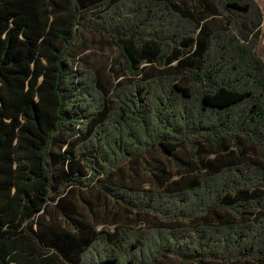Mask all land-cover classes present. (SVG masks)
Masks as SVG:
<instances>
[{
    "label": "trees",
    "instance_id": "16d2710c",
    "mask_svg": "<svg viewBox=\"0 0 264 264\" xmlns=\"http://www.w3.org/2000/svg\"><path fill=\"white\" fill-rule=\"evenodd\" d=\"M263 21L257 0H0V264H264ZM85 33L112 75L84 65ZM154 149L192 179L109 182L144 159L171 180ZM92 186L156 223L68 211ZM52 200L70 230L39 221Z\"/></svg>",
    "mask_w": 264,
    "mask_h": 264
},
{
    "label": "rangeland",
    "instance_id": "374dc122",
    "mask_svg": "<svg viewBox=\"0 0 264 264\" xmlns=\"http://www.w3.org/2000/svg\"><path fill=\"white\" fill-rule=\"evenodd\" d=\"M263 15H264V0H257ZM261 39L258 45V51L264 56V21L261 27ZM84 46V52H82V59L85 66L99 70L103 75L111 74V58L113 50L107 47L101 36L96 34L85 33L81 40ZM261 46V47H260ZM112 75V74H111ZM178 156L186 161H192L191 151L187 148H181L177 151ZM151 157L156 161L162 162L164 170L172 176L171 180L166 177H160L155 168L157 167L154 161L149 162L150 170L145 166L148 159L135 160L131 163L125 164L119 171H115L109 182L113 185L128 188L132 190H139L145 188L161 189L164 185L170 186L174 190L184 187L191 179L192 175L188 172L178 171L172 160L166 157L160 150L154 149L151 153ZM68 211H72L75 214H82L83 218L97 225L100 229L103 226H110L111 228L115 223H138L148 224L156 223V219L148 213H126L122 206L115 207L113 200L101 192L96 186H92L87 189L72 188L68 191L64 198V203ZM60 208L52 200L46 210L38 217L39 221H43L45 224L57 227L60 230H70L69 224L60 215ZM93 214V215H89ZM113 214H119L114 217ZM140 214V215H130ZM223 216L226 214L221 213ZM202 219L196 221H190L189 225L195 224ZM162 264H180L175 258H168L161 262ZM194 264V263H193ZM205 264H227L221 262L209 261ZM233 264H257L256 262H236Z\"/></svg>",
    "mask_w": 264,
    "mask_h": 264
},
{
    "label": "crops",
    "instance_id": "0c3cea01",
    "mask_svg": "<svg viewBox=\"0 0 264 264\" xmlns=\"http://www.w3.org/2000/svg\"><path fill=\"white\" fill-rule=\"evenodd\" d=\"M261 47V46H260ZM259 48V47H258ZM260 54H261V52H260ZM263 56V55H262ZM264 57V56H263Z\"/></svg>",
    "mask_w": 264,
    "mask_h": 264
}]
</instances>
